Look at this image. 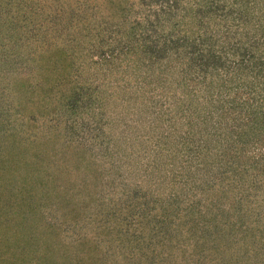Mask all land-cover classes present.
Returning <instances> with one entry per match:
<instances>
[{
	"label": "trees",
	"instance_id": "1",
	"mask_svg": "<svg viewBox=\"0 0 264 264\" xmlns=\"http://www.w3.org/2000/svg\"><path fill=\"white\" fill-rule=\"evenodd\" d=\"M0 264H264V0H0Z\"/></svg>",
	"mask_w": 264,
	"mask_h": 264
},
{
	"label": "rangeland",
	"instance_id": "2",
	"mask_svg": "<svg viewBox=\"0 0 264 264\" xmlns=\"http://www.w3.org/2000/svg\"><path fill=\"white\" fill-rule=\"evenodd\" d=\"M206 242H208V241H203V243H202V244H204V245H205V243H206ZM204 245H203V246H204ZM205 248H209V247H205Z\"/></svg>",
	"mask_w": 264,
	"mask_h": 264
}]
</instances>
